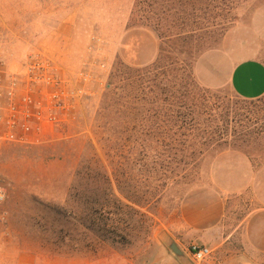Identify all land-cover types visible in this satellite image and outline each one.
Listing matches in <instances>:
<instances>
[{
	"label": "rangeland",
	"instance_id": "374dc122",
	"mask_svg": "<svg viewBox=\"0 0 264 264\" xmlns=\"http://www.w3.org/2000/svg\"><path fill=\"white\" fill-rule=\"evenodd\" d=\"M236 2L216 20H198L196 33H171L164 44L150 28H129L136 0H0V59L8 71L20 72L40 53L68 95L58 125H46L30 143L0 142V264H183L167 237L190 264H264V97L244 101L228 87L208 89L194 72L213 49L239 47L264 62V0ZM161 47L164 67L155 70ZM185 104L194 107L183 118ZM163 122L167 133L156 128ZM144 124L152 140L167 134L178 147L144 154ZM226 151L247 156L259 181L227 198L220 229L204 245L211 254L197 262L181 201L211 183L212 165ZM88 164L110 176L126 170L131 196L145 195L141 212L150 220L127 245L86 246L91 238L69 219L75 174Z\"/></svg>",
	"mask_w": 264,
	"mask_h": 264
},
{
	"label": "trees",
	"instance_id": "16d2710c",
	"mask_svg": "<svg viewBox=\"0 0 264 264\" xmlns=\"http://www.w3.org/2000/svg\"><path fill=\"white\" fill-rule=\"evenodd\" d=\"M236 3V0H136L130 21L133 26H129V28H150L158 34L164 44H167L166 41L170 39L171 33L177 32V36L196 33L198 20H206L210 14H213L214 16L212 15L211 18L216 20L222 17L224 12L233 10ZM182 18L184 19L182 24H174L173 20L178 22ZM191 20L192 22L189 23ZM163 52L165 50L161 47L159 58L152 69L157 70L164 67L160 64L164 61ZM170 64L167 62V65ZM263 97L256 100H261ZM128 104L130 103L128 102ZM183 107L186 112L185 114L179 113V115L186 118L192 114L194 104H185ZM187 112L189 113L187 114ZM171 124L173 127L176 126L175 123ZM143 126L142 138L138 143H140L139 147L144 154L158 147L167 150H174L178 147V139H170L171 136H165L167 134L154 137L152 140L149 137V128H146L145 124ZM161 126L166 133L171 130L169 125L164 122L162 125L157 124L156 128H162ZM183 136L187 140L180 141V146L186 150L192 145L188 140L189 135ZM150 142H154L156 145L153 143L151 146ZM127 174L126 170L119 169L113 171L110 176L106 170L94 169L89 164L77 170L75 174L77 183L69 196V219H73L91 238L86 246H91L94 242L117 246L127 245L136 233L145 230V224L150 220L146 214L141 212L144 207L143 203L146 202L143 198L145 195L141 197L139 194H132L131 196V183L128 182L130 179L124 180ZM113 179L118 184L117 190L133 204H128L117 196Z\"/></svg>",
	"mask_w": 264,
	"mask_h": 264
},
{
	"label": "crops",
	"instance_id": "0c3cea01",
	"mask_svg": "<svg viewBox=\"0 0 264 264\" xmlns=\"http://www.w3.org/2000/svg\"><path fill=\"white\" fill-rule=\"evenodd\" d=\"M245 51L235 47L204 52L194 65L198 82L211 90L228 87L244 100L263 97L264 62L242 54ZM210 176L211 183L191 188L181 201L180 217L187 231L185 239L191 243L211 244L212 235L219 231L225 217L227 198L255 189L259 181L251 160L235 151L219 155Z\"/></svg>",
	"mask_w": 264,
	"mask_h": 264
},
{
	"label": "built area",
	"instance_id": "2783aa9c",
	"mask_svg": "<svg viewBox=\"0 0 264 264\" xmlns=\"http://www.w3.org/2000/svg\"><path fill=\"white\" fill-rule=\"evenodd\" d=\"M68 99L55 65L40 53L31 54L18 73L0 59V142L30 143L46 125H58ZM5 193L0 190V204ZM188 252L201 262L211 250L191 243Z\"/></svg>",
	"mask_w": 264,
	"mask_h": 264
},
{
	"label": "water",
	"instance_id": "95a60500",
	"mask_svg": "<svg viewBox=\"0 0 264 264\" xmlns=\"http://www.w3.org/2000/svg\"><path fill=\"white\" fill-rule=\"evenodd\" d=\"M165 243L169 250L181 263L190 264V260L186 252L171 237H167Z\"/></svg>",
	"mask_w": 264,
	"mask_h": 264
}]
</instances>
